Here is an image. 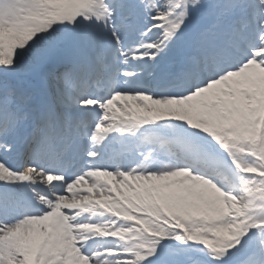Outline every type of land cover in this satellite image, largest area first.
<instances>
[{"label": "snow or ice", "instance_id": "1", "mask_svg": "<svg viewBox=\"0 0 264 264\" xmlns=\"http://www.w3.org/2000/svg\"><path fill=\"white\" fill-rule=\"evenodd\" d=\"M0 264H264V0H0Z\"/></svg>", "mask_w": 264, "mask_h": 264}]
</instances>
